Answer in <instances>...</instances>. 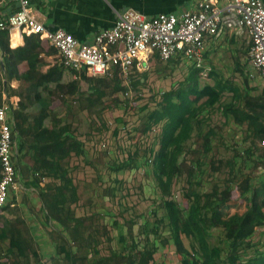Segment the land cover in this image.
<instances>
[{
  "label": "trees",
  "instance_id": "trees-1",
  "mask_svg": "<svg viewBox=\"0 0 264 264\" xmlns=\"http://www.w3.org/2000/svg\"><path fill=\"white\" fill-rule=\"evenodd\" d=\"M24 38V47L12 49L9 30L0 29V53L3 57L0 106L3 92L7 93L8 100L14 95L20 98L18 110L11 112L14 129L20 133L19 137H13L17 145L16 169L22 157L29 158L35 166L38 180L53 178L62 182L55 189L44 192L42 201L50 217L61 220L62 215H67V220L61 224L63 230H67V244L61 243L58 248V255L63 256L67 264H110L123 258H126L127 264H154L159 240L164 247H175V256L181 264H264V250L253 249L255 245L251 242L256 230L264 227V174L263 179L255 183L252 176L236 166L238 158H233L230 165L231 175L237 181L232 183L234 187L227 185L221 191L215 185L210 192L201 190L203 183L198 178L196 166L201 170L205 165L218 134L216 128H220L211 127L208 124L211 114L206 116L204 113L207 109L222 106L223 89L210 85L201 87L200 71L194 68L189 69L188 78L162 93L153 102V109L150 104L140 108L141 112L148 113L141 127L133 131L142 136L156 132L157 139L153 146L147 148L144 167L157 183L163 214H154L157 217L155 223L150 224L147 219L142 225L146 235L152 233L156 240L147 238L143 249H140L133 231L136 221L131 218L126 223L127 234L125 227H119L121 251H110L104 255L100 250L103 244L101 237L107 236L110 228L103 225L105 233L101 235L94 227L87 226L86 217L76 215L80 197L70 161L75 157H85L87 152L81 140L83 133L78 125L75 105L78 101H86L90 125L95 124L94 119H97L103 131L108 132L112 124L105 120L104 113L120 109L121 104L118 99L111 105L104 102L108 95L101 85L107 83V78L91 77L85 70L66 68L64 63L50 66L45 57L52 56L56 50L39 36L25 35ZM154 58L162 61L158 56ZM132 72L138 73L136 69ZM142 78L146 81L148 74L141 73L128 79L118 72L112 76L114 92L124 96L126 107H134L133 103L142 99L137 93L139 88L146 86ZM12 81L20 83L17 90L12 89ZM131 93L136 94L133 100ZM116 121L125 124L124 119ZM125 125L124 130L129 135L130 130ZM101 146L104 145L101 143ZM104 151V155L111 158L112 151ZM122 152L126 153V149ZM248 152L251 154L252 151ZM135 155H138V150ZM259 156L263 160L255 165L256 170L264 165V152ZM128 159H134L130 150ZM128 159L123 165L114 164L116 173L131 167ZM249 159L251 157L243 159L242 166ZM66 162L67 170L64 169ZM185 176L189 189L185 195L187 207L173 197L177 181ZM114 180L113 183H120ZM111 187L108 186L107 194L114 199L120 187ZM214 229L219 230L220 235L212 242ZM163 231L168 232V237H164ZM184 238L190 240V248L185 245ZM84 248L93 249V252L79 255Z\"/></svg>",
  "mask_w": 264,
  "mask_h": 264
},
{
  "label": "crops",
  "instance_id": "crops-1",
  "mask_svg": "<svg viewBox=\"0 0 264 264\" xmlns=\"http://www.w3.org/2000/svg\"><path fill=\"white\" fill-rule=\"evenodd\" d=\"M200 1L204 0H30L29 8L32 14L47 28L64 30L81 43L91 44L100 32L114 27L116 13L134 10L148 17L159 14L180 15L186 11L197 10ZM19 6L16 2H4L0 5V10L4 18L7 19L10 14L18 10ZM24 36L19 31L10 32V47L12 49L24 47ZM14 39H18V41L20 39V43ZM12 43L16 47H13ZM205 44L206 49L201 67H197L182 56L173 58L175 61L177 59L187 61L190 68L200 71L201 87L210 85L223 89L222 106L207 109L204 113L206 116L211 114L208 123L211 127L220 128H216L218 134L213 140L212 151L209 153L205 165L201 167V170L199 166H196V172L198 175L206 172L212 175L219 171V169L214 170L213 160H215L217 145L221 141L225 150L228 153H233L228 161L225 158L219 161L223 168L229 169L230 174L232 173L230 162L233 158L242 159L241 165H236L242 170L248 169L251 164L256 167L255 165L263 160L259 155L261 152L263 153L260 142L264 136V78L256 73L250 65L252 40L246 30L242 32L225 30L218 36L206 38ZM173 59L172 61H174ZM45 61L50 66H55L63 63V58L56 50L52 56H46ZM0 74H2L1 70ZM189 74L190 70L187 78ZM203 80L206 82L212 80L214 83H206L202 86ZM19 85L18 81L11 83L13 90H17ZM2 101L0 109L8 108L6 122L11 126L13 137H19V130L14 129L11 112L18 110L20 98L14 95L8 100L7 93L3 92ZM220 118L222 121L217 122ZM249 150L252 151L251 154L248 152ZM13 154V161H15L17 155L15 143ZM104 156L106 157V155ZM249 157L251 159L246 160L245 166H242L243 159ZM23 158L20 166L16 169L18 188L10 190L7 202L0 208V264H67L65 258L58 255L61 243L67 244V230H63L61 225L67 220V215H62L61 220L55 216L50 217L48 209L42 201L44 192L55 189L56 186L62 185V182L53 178L38 180L31 159L25 158L27 163ZM106 159L110 160L111 158L106 157ZM114 166L111 161V167H108L110 171L116 173ZM207 167L211 169L209 172L206 170ZM260 168L261 166L256 170V183L263 179ZM64 169L67 170V162ZM1 177L2 167L0 165V179ZM79 205H81L80 202ZM129 219L131 218H121L124 223H127ZM119 221V218L114 219L113 223L115 224L112 225V230H117L120 236L119 227H125V224L121 225ZM61 231L63 234H60ZM219 235L220 231L214 229L212 242H215ZM251 242L255 245L253 249L264 250V227L256 230ZM162 248L158 247V252ZM101 249L103 250V247H100ZM119 250L113 247L110 251L118 252ZM170 250L175 253V247ZM82 252H84L83 255H86L87 252H93V249L86 250L84 248ZM160 253H165V251ZM165 261L170 260L167 258Z\"/></svg>",
  "mask_w": 264,
  "mask_h": 264
},
{
  "label": "rangeland",
  "instance_id": "rangeland-1",
  "mask_svg": "<svg viewBox=\"0 0 264 264\" xmlns=\"http://www.w3.org/2000/svg\"><path fill=\"white\" fill-rule=\"evenodd\" d=\"M149 67L143 72H130L129 75L124 76L125 79H128L132 76L141 73H147L148 78L145 81V87L139 88L137 92L141 94L142 99L133 103L134 107H126L123 104L124 96L122 94H116L114 92L113 79L105 78L107 83L101 85V87L106 91L107 95L104 98V102L107 104H112L115 99H118L121 107L116 109L113 112H105L104 118L106 121L112 124L109 126V131L104 132L100 126V122L97 119H94L96 122L92 126L90 125V115L86 109L87 102L82 100L77 102L75 105V112H77V119L79 121L78 125L80 127L83 135L81 140L84 141L86 156L81 158H73L70 161V167L72 170V177L74 183L78 187V195L80 197V204L76 210V215L79 217H86L87 226L94 227L99 234L105 233L103 225L108 226L110 231L108 235L101 237L103 244V254L108 255L110 250L113 247L120 248L119 243V233L117 230H112V225L115 218H119V223L121 225L125 224L124 232L127 234L128 225L121 220V218H132L136 221V224L133 228L134 235L136 237V242L139 245L140 249H143V245L146 242V239L149 238L151 241H155L154 235H146V232L142 229L143 221L147 220L150 224L156 222V216L154 214H163L162 210V200L160 195L157 193V183L151 172L147 171L144 167L145 159L147 156V148L153 146L156 138V132H153L149 136H142L140 134H135L133 131L135 128L141 127L143 119H145L148 111L141 112L142 108L146 104H150L151 109H153L155 104L154 101H157L160 95L167 91L173 84H176L188 75L190 65L187 61L180 60L174 62H164L160 61L158 58H153L149 62ZM206 83L213 84L212 80L206 82L202 81V86ZM85 86V83H84ZM131 100L136 98L135 93L130 94ZM116 119H124L125 124L128 125L130 134L127 135L124 130L125 124L118 123ZM114 120L116 122H114ZM222 121V118L218 119L217 122ZM100 128V130H99ZM127 128V127H126ZM127 128V131H128ZM99 131V132H98ZM102 131V133L100 132ZM102 134V137H101ZM224 135V134H223ZM129 137V138H128ZM223 136L221 137V139ZM119 139V140H118ZM104 146H101V143ZM103 147V148H102ZM126 149V153L122 152V149ZM157 148V147H156ZM105 149L112 151L111 159L107 160L104 156ZM129 150L131 151L133 160L129 158ZM138 150V155L135 153ZM233 155L232 152H227L222 145V141L217 145V152H215V163L216 168L219 169L217 173H202L198 178L202 181L201 190L210 192L213 190V187L218 186L221 191H223L227 185L234 187L232 184L236 182V179L229 173V169L226 167L223 168L219 164L220 159L225 158L227 161ZM24 162H27V159L23 158ZM88 159V161H86ZM126 159L129 160L131 167L126 168L123 172L116 174L110 171L108 167L109 164L114 163L115 165H123ZM207 161V160H206ZM15 162V161H14ZM237 165H241L242 159L237 160ZM227 171L225 172V170ZM208 172L211 170L207 167ZM237 170V169H236ZM245 173L252 176L254 179L256 177V169L254 165L244 169ZM244 173V174H245ZM116 180L120 183H113V180ZM187 176L183 179L178 180L175 188L174 199L180 202L182 205L187 207V195L189 189L187 188ZM114 180V181H115ZM257 181H255L256 183ZM112 186L120 187L116 192L114 199L107 194L109 192L107 188ZM111 187V188H112ZM236 193V192H235ZM47 208V207H46ZM156 211V213L154 212ZM158 212V213H157ZM143 230V231H142ZM164 232V237H168V232ZM214 230L212 231L213 234ZM111 239L108 241V239ZM214 239H212L213 241ZM185 245L190 248V240L184 238ZM158 247H163L162 252L157 251L155 254V263L154 264H180L179 260L170 249H174V246L164 247L162 243L157 242ZM51 247V245H50ZM47 249L49 250L48 246ZM120 250L117 252L119 253ZM84 254V252L80 253ZM164 259H163V258ZM169 258L170 261L166 262L165 260ZM110 264H127L126 258H123L122 261L114 260Z\"/></svg>",
  "mask_w": 264,
  "mask_h": 264
},
{
  "label": "built area",
  "instance_id": "built-area-1",
  "mask_svg": "<svg viewBox=\"0 0 264 264\" xmlns=\"http://www.w3.org/2000/svg\"><path fill=\"white\" fill-rule=\"evenodd\" d=\"M4 2L20 6L7 19L0 10L1 30L39 36L59 52L66 68L85 70L91 77H112L116 72L124 77L134 69L143 71L155 56L162 61L182 56L201 67L206 38L225 30H246L252 40L250 65L264 78L263 0H204L197 10L153 17L126 10L116 13L114 27L100 32L91 44L81 43L64 30L47 28L30 11V0H0V5ZM2 58L0 54V70ZM7 110L0 109V208L7 202L10 190L18 188ZM260 146L264 152V139ZM260 169L264 174V165Z\"/></svg>",
  "mask_w": 264,
  "mask_h": 264
},
{
  "label": "bare ground",
  "instance_id": "bare-ground-1",
  "mask_svg": "<svg viewBox=\"0 0 264 264\" xmlns=\"http://www.w3.org/2000/svg\"><path fill=\"white\" fill-rule=\"evenodd\" d=\"M14 41H16V42L20 43V39H19V41H18V39H14Z\"/></svg>",
  "mask_w": 264,
  "mask_h": 264
}]
</instances>
